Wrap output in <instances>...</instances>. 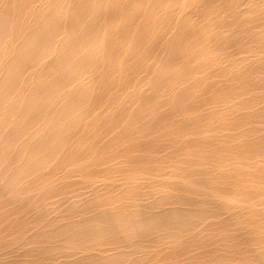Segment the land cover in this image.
<instances>
[{
    "label": "bare ground",
    "instance_id": "bare-ground-1",
    "mask_svg": "<svg viewBox=\"0 0 264 264\" xmlns=\"http://www.w3.org/2000/svg\"><path fill=\"white\" fill-rule=\"evenodd\" d=\"M0 264H264V0H0Z\"/></svg>",
    "mask_w": 264,
    "mask_h": 264
}]
</instances>
